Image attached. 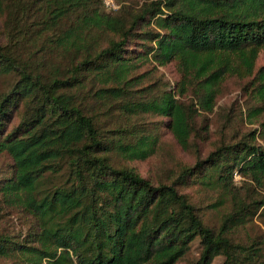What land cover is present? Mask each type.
<instances>
[{
  "label": "trees",
  "instance_id": "1",
  "mask_svg": "<svg viewBox=\"0 0 264 264\" xmlns=\"http://www.w3.org/2000/svg\"><path fill=\"white\" fill-rule=\"evenodd\" d=\"M140 1L118 0L109 13L103 0H0V76L16 78L0 95V155L13 162L0 199L16 198L35 221L30 240L0 245V254L29 252L31 264H178L197 241L191 264H264V233L248 232L255 219L264 225L258 132L204 156L192 142L195 118L212 112L229 78L251 79L254 114L264 112V66L255 67L264 0ZM53 51L57 62L47 59ZM144 62L174 63L178 81L142 86ZM112 109L162 118L193 164L156 182L114 165L112 155L149 159L159 138L156 127L106 129ZM14 113L18 124L4 134ZM64 169L66 182L44 189ZM193 185L218 192L212 210L228 204L217 226L183 192Z\"/></svg>",
  "mask_w": 264,
  "mask_h": 264
},
{
  "label": "rangeland",
  "instance_id": "2",
  "mask_svg": "<svg viewBox=\"0 0 264 264\" xmlns=\"http://www.w3.org/2000/svg\"><path fill=\"white\" fill-rule=\"evenodd\" d=\"M103 0V9L106 12H115L118 9V0H111L113 4L106 6ZM127 3H138L140 0H124ZM2 22L0 20V29ZM153 29V26H150ZM1 34V30H0ZM2 40V38L0 39ZM137 45L131 47L132 51L137 49ZM133 53V52H132ZM57 51L51 52L47 59L57 62L60 58ZM264 66V52H260L256 61V70ZM147 73L143 78L142 86L148 87L155 83H165L173 86L179 78L176 66L171 63L165 67L156 66L155 63H146L137 70V74ZM14 76H0V95L7 93L10 87L15 83ZM249 78L238 79L232 77L227 79L222 88V94L217 98L215 107L210 113H199L194 120V133L192 142L193 149H197L202 156L207 155L215 146L221 142L229 143L241 139L244 135L257 131L256 143L264 147V132L260 124L264 123V112L256 115L254 110L260 105L257 103L254 95H251ZM153 87V86H152ZM156 88H152L155 90ZM184 103H188V98L182 99ZM88 102L86 101V106ZM93 109L94 101L90 103ZM96 113H100L94 110ZM111 117H103L101 125L108 129H117L118 126H135L142 128H158L156 134L159 138L156 154L143 162H129L121 156L112 155L111 161L116 166L134 168L143 178H149L156 182L157 180L166 181L171 179L179 168L193 164V156L190 153L183 152L176 144L172 135L165 127V121L162 118L151 115L131 116L124 115L112 109ZM160 122L164 123L163 125ZM18 124V115L14 113L7 124V128L3 133L12 130ZM160 124V125H159ZM259 135V136H258ZM193 152V151H192ZM13 171V162L6 155H0V178L7 177ZM68 178V172L64 169L61 173L51 175L45 180L44 189L52 190L54 187L64 184ZM234 180L238 184L241 178L234 175ZM190 200L204 213V221L208 226H217L218 219L223 212L228 210V204L225 202L218 209L212 210L211 205L219 201L217 191L204 189L193 185L190 188L183 189ZM35 232L34 219L25 213V208L16 198L0 199V245H6L8 242L25 243L30 240V235ZM248 232L251 236L256 237L264 233V225L260 220H254L248 226ZM200 246L197 241L192 244L188 255L178 264H191L198 259L200 254ZM32 255L29 252L6 251L0 254V264H31ZM212 264H222V258H215Z\"/></svg>",
  "mask_w": 264,
  "mask_h": 264
},
{
  "label": "built area",
  "instance_id": "3",
  "mask_svg": "<svg viewBox=\"0 0 264 264\" xmlns=\"http://www.w3.org/2000/svg\"><path fill=\"white\" fill-rule=\"evenodd\" d=\"M104 4H105L106 6H108V5L113 4V3H112L111 0H105V1H104Z\"/></svg>",
  "mask_w": 264,
  "mask_h": 264
}]
</instances>
